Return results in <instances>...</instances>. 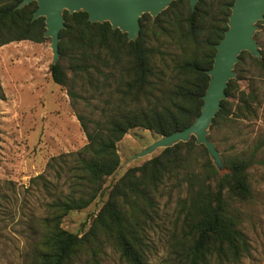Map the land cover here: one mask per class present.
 I'll return each instance as SVG.
<instances>
[{
	"label": "trees",
	"instance_id": "obj_1",
	"mask_svg": "<svg viewBox=\"0 0 264 264\" xmlns=\"http://www.w3.org/2000/svg\"><path fill=\"white\" fill-rule=\"evenodd\" d=\"M22 0H0V47L12 42L41 44L45 21L32 19L35 2L18 9ZM234 0H198L191 11L189 0H175L154 19L144 14L135 41L113 30L108 22L90 23L84 12L64 11L65 28L59 33V58L49 66L54 84L66 94L85 133L87 143L77 152L50 158L46 168L65 156L71 161L64 181L67 193L50 201L43 227V249L35 251L34 264H71L76 256L92 255L111 244L127 264H151L146 234L154 221V199L159 187L179 179L185 187L176 210L178 236L172 239L170 257L177 264L237 263L249 251L240 229L235 202L252 196L248 171L264 143L249 154H222L225 172L219 173L207 149L187 142L160 149V153L131 167L107 189V198L87 232L70 233L61 227L71 211L87 208L103 194L107 178L118 169L117 143L134 128L158 137L189 127L200 115L209 83L216 45L227 30ZM260 31L254 39L261 58L243 51L234 67L236 78L228 82L209 127L208 140L237 122L252 120L262 91L252 83L241 89L255 73L264 80V48ZM4 99L0 87V100ZM92 106L88 115L77 111L80 102ZM94 101V105L92 102ZM198 156L204 159L200 166ZM60 175V172L58 173ZM40 174L32 179L45 186Z\"/></svg>",
	"mask_w": 264,
	"mask_h": 264
},
{
	"label": "rangeland",
	"instance_id": "obj_2",
	"mask_svg": "<svg viewBox=\"0 0 264 264\" xmlns=\"http://www.w3.org/2000/svg\"><path fill=\"white\" fill-rule=\"evenodd\" d=\"M261 45L264 48V32ZM258 49L260 51L259 46ZM51 63L49 38L41 44L22 41L0 47V87L4 95L0 100V264L35 263V251L43 249L47 205L67 193L64 181L71 165L65 162H70L71 158L56 159L52 168H46V164L50 158L77 152L87 143L66 90L51 80ZM250 83L262 91L257 115L252 120L223 128L215 135L212 142L221 157L230 153L247 155L259 143H264V80L254 73L250 81H240L239 87L243 89ZM92 108L85 101L76 109L88 115ZM158 138L142 128L129 130L116 145L120 164L107 178L103 194L87 208L69 212L62 219L61 227L78 235L87 232L107 198V188L127 169L141 166L160 153L157 150L134 158ZM255 160L248 171L251 198L232 204L249 251L237 263L224 264H264V144ZM197 161L195 165L200 166L204 159L198 156ZM42 173L47 180L44 187L32 182ZM178 182L179 179H171L162 184L154 199V221L148 224L146 234L151 264H177L170 257V247L179 230L178 225L176 229L177 203L185 196V187ZM71 264L127 263L106 243L96 254L82 253L73 258Z\"/></svg>",
	"mask_w": 264,
	"mask_h": 264
},
{
	"label": "water",
	"instance_id": "obj_3",
	"mask_svg": "<svg viewBox=\"0 0 264 264\" xmlns=\"http://www.w3.org/2000/svg\"><path fill=\"white\" fill-rule=\"evenodd\" d=\"M172 1L175 0H22L17 8L36 3L37 9L32 19L44 18V37L50 39L51 64H55L59 58V33L65 28L64 11L69 14L84 12L90 23L108 22L113 30H119L127 35L129 41H135L140 31L139 19L144 14L155 18ZM197 2L189 0L191 11H194ZM230 11L228 28L216 45L212 67L206 72L209 83L203 96L200 115L186 129L158 138L134 158L145 157L179 142H187L193 136L196 145L205 146L219 173L225 172L222 157L215 144L208 140L209 127L220 110L221 101L226 99L228 82L236 78L234 67L239 61V55L245 51L253 57L261 58L254 34L258 31L257 23L264 19V0H234Z\"/></svg>",
	"mask_w": 264,
	"mask_h": 264
}]
</instances>
